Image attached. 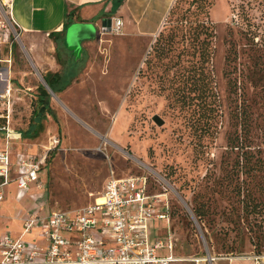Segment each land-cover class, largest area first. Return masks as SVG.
I'll use <instances>...</instances> for the list:
<instances>
[{"label":"rangeland","instance_id":"rangeland-1","mask_svg":"<svg viewBox=\"0 0 264 264\" xmlns=\"http://www.w3.org/2000/svg\"><path fill=\"white\" fill-rule=\"evenodd\" d=\"M146 6L151 29L165 18L153 37L100 29L82 50L69 51L63 40L55 46L18 31L12 48H3L12 97L11 110L0 106V115L10 111L14 131L26 136L14 153L42 150L53 137L61 144L39 174L46 189L34 187L17 202L11 186L0 210L8 227L0 234L19 236L20 222L31 214L93 203L112 176H146L150 194L166 195L160 209L169 214L168 222H149L150 244L172 242L177 256L208 253L215 261L207 264L264 252V0H150ZM125 15L130 11L114 18ZM72 57L75 78L64 93L47 90L54 114L40 126L33 121L38 130L27 136L52 68L48 58L60 63L62 74Z\"/></svg>","mask_w":264,"mask_h":264},{"label":"built area","instance_id":"built-area-1","mask_svg":"<svg viewBox=\"0 0 264 264\" xmlns=\"http://www.w3.org/2000/svg\"><path fill=\"white\" fill-rule=\"evenodd\" d=\"M12 8V0H0V82L6 84V88L0 91V106L8 105L10 110V79L4 77L1 65L5 62L3 48H12V36L15 39L19 36ZM123 27V21L114 18L110 33L121 34ZM11 117L10 111L6 116L0 115V121L4 122H0V210L7 196L11 195L12 185H16L17 202L25 200L34 187L40 191L46 189L39 174L61 144L59 138L53 137L42 150L27 148L14 153L15 144L23 143L25 136L14 131ZM164 197L166 195L149 193L146 176H112L93 203L73 211L31 214L20 222L22 231L19 236L3 231L0 234V264L214 262L209 254L208 258L179 257L174 253L172 242L158 239L154 245L149 243V222L169 221V214L160 209L163 201L160 199ZM4 219L0 212V228L6 225ZM231 259L264 264V255L250 254Z\"/></svg>","mask_w":264,"mask_h":264},{"label":"crops","instance_id":"crops-1","mask_svg":"<svg viewBox=\"0 0 264 264\" xmlns=\"http://www.w3.org/2000/svg\"><path fill=\"white\" fill-rule=\"evenodd\" d=\"M149 1L150 0H12V16L23 38L45 37L50 43H54L55 46L58 40L52 39L50 35L58 34L65 30V25L67 23L66 16L69 14L73 15L72 25L75 23H94L100 27L104 18L114 19V16L120 17L124 12L129 13L130 11V15H125L123 19V31L127 34L139 33L144 36L153 37L160 30L165 18L158 23L155 29H151L148 17L145 16L147 10L146 4ZM31 46L33 47L34 45ZM32 59L34 61V58ZM36 61L37 63L35 64H41L39 59L36 58ZM66 62L68 65H72V74L77 71L78 68H74L75 63L78 64L75 58H69ZM48 65L52 68L51 70H47L46 75L56 74L61 71V65L55 58H48ZM55 66H57V68L59 67V69L54 70ZM4 73L6 76L8 71ZM74 76L75 75L71 76L70 79L73 80L75 78ZM65 91H63V93ZM9 191H11V189ZM237 261H247L250 264H254V262L250 260H232L231 263L234 264ZM201 264H207V262H202Z\"/></svg>","mask_w":264,"mask_h":264},{"label":"trees","instance_id":"trees-1","mask_svg":"<svg viewBox=\"0 0 264 264\" xmlns=\"http://www.w3.org/2000/svg\"><path fill=\"white\" fill-rule=\"evenodd\" d=\"M70 18H71V20H70ZM72 21H73V15L69 14L68 16H66V22L67 23L65 25V30L61 33H58V34H51L50 37L52 39H55V40H59V39L64 40L68 28L73 23ZM62 43L65 46L63 41H62ZM66 50H67V48H66ZM71 68H72V65H71ZM71 68L67 73L48 74L44 77L45 82L50 87V89L52 90L53 93H56L58 90H60V92H63L70 85V83L72 81L70 79L71 75H72V72H71L72 69ZM53 114H54V112H53L52 107H51V95L49 94V92L47 91V89L44 86H40L39 87V96H38V101H37V108L33 113L32 122H31L32 133H29V134L27 133L26 135L27 136L33 135L38 130V127L33 125V121L35 123H38L37 126H40L42 121L48 115H53ZM35 119H36V121H35ZM24 136H25V134H24ZM246 147H248V146H246ZM52 156H53V154H52ZM52 156H50V158L48 159V164L51 162ZM246 156H248V155L246 154ZM245 161H247L246 158H244V162ZM193 213H194V216L197 219L198 223L201 225V222H202L201 221L202 220L201 212L199 210L194 209ZM207 255H208V253H207ZM252 255L262 256V255H264V252L263 251H257L254 249V251L252 252ZM242 256H245V255L243 253H239L238 256H236V257H242ZM229 257L233 258V257H235V255H231ZM200 258H204V257H200Z\"/></svg>","mask_w":264,"mask_h":264},{"label":"water","instance_id":"water-1","mask_svg":"<svg viewBox=\"0 0 264 264\" xmlns=\"http://www.w3.org/2000/svg\"><path fill=\"white\" fill-rule=\"evenodd\" d=\"M112 24L113 18H104L99 28L98 25L94 23H75L71 25L66 32V37L64 40L65 47L69 51L74 49L75 51H77L78 49L82 50L83 42L96 39L98 37L100 29L109 32L111 30ZM75 51L73 52V56L79 58L77 57L78 52ZM44 87L51 94H54L45 81ZM155 121L157 122V124L162 125V121L158 117H155Z\"/></svg>","mask_w":264,"mask_h":264}]
</instances>
